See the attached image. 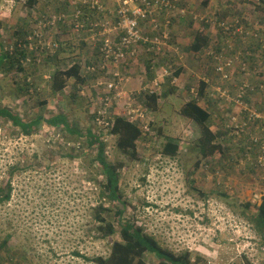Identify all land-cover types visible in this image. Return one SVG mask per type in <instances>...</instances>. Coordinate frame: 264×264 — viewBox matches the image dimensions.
Segmentation results:
<instances>
[{"label":"rangeland","instance_id":"374dc122","mask_svg":"<svg viewBox=\"0 0 264 264\" xmlns=\"http://www.w3.org/2000/svg\"><path fill=\"white\" fill-rule=\"evenodd\" d=\"M25 1L0 0V43L5 50L12 49L22 39L15 32H30L37 17L51 13L61 20L45 33L56 41L55 48L65 50L60 53L57 67L67 68L79 62L84 68L82 76H88L91 74L86 72L85 64L99 56L93 47L97 48L104 38L117 42L116 38L120 37L116 18L123 0H98L99 8L87 14L73 31L71 18L75 8L80 4L91 7L94 0H37L32 8L25 6ZM125 1L129 10L140 7L153 15L138 19L141 36L153 41L164 29L167 31L165 42L157 46L149 43V51L140 42L136 44L139 49L135 47V58L125 53L123 64H120L122 61L107 62L109 70L105 74L86 77L83 84L68 79L64 89L55 96L50 90L52 66L42 61L44 53L34 52L39 56L22 61L26 71L15 68L0 71V106L8 107L25 121L62 113L73 127L100 132V138L106 143L107 159L122 164L120 187L126 202L123 217L153 235L162 246L175 252L189 250L193 258L199 256L204 264H264V233L257 232L246 218L255 212L252 204H259L264 195V166L252 169L246 165L240 169L237 153L247 140L230 138L229 131L223 134L225 127L233 128L246 118L243 109L233 112V106L224 101L226 96L237 94L233 92V84L240 69L231 66L229 78L221 79L214 70L215 63L208 57V51L225 43L220 39V22L229 24L241 18L250 26L257 24L264 28V13L261 18L262 14L254 8L260 1L152 0L148 4L146 0ZM158 1L163 6L159 7ZM85 8L81 7L83 11ZM203 30L212 40L210 46L204 54L192 53L188 45L194 34ZM23 44L19 45L23 47ZM227 44L232 57L236 43ZM245 45L239 48L244 47L243 51L248 44ZM256 53L257 61L248 63L247 70L256 73L250 78V84L255 85L253 91L247 90L241 107L253 106L261 112L264 88H260L259 80L264 79V53L261 49ZM150 56L159 60L151 80L141 71ZM219 56L227 58L221 53ZM185 62V70L191 71L189 77L169 79L174 67ZM112 71L122 79L121 72L125 73L120 85L125 102L119 106L120 110L124 107L134 114L137 109L146 108L144 97L136 94L144 87L159 97L156 108H146L144 112L147 121L153 123L154 130L150 132L154 136L138 144L136 159L120 152L115 146V137L108 132L110 125L106 122L119 107L105 102L107 107L101 108L104 90L112 82L106 75ZM25 77L31 86L19 94L15 83L22 85ZM203 79L209 82L207 94L213 92L206 106L211 111L209 125L220 141L230 140L223 144L224 155L218 159L202 158L194 148L200 129L180 113L188 99L187 87L196 91ZM230 110L233 116H229ZM248 127L244 136L251 133L263 137L264 126H256L254 132L251 125ZM168 139L178 144L175 155L163 153V143ZM82 140L44 121L26 135L6 119H0V184L7 179L10 166L18 167L11 175L10 199L0 203V243L6 240L3 247L0 245V264H95V257L109 254L110 239L102 238L92 223L91 209L96 195L90 160L95 151L84 150ZM101 176L98 174L97 178L100 180ZM244 202H250L251 206L244 210L240 206ZM118 229L115 224L112 240L119 239Z\"/></svg>","mask_w":264,"mask_h":264},{"label":"trees","instance_id":"16d2710c","mask_svg":"<svg viewBox=\"0 0 264 264\" xmlns=\"http://www.w3.org/2000/svg\"><path fill=\"white\" fill-rule=\"evenodd\" d=\"M260 2L254 6L259 14H262L261 18L263 17L264 13V0H259ZM90 2V1H89ZM88 2V3H89ZM76 3V2H75ZM37 4V0H26L25 6L30 8L34 7ZM142 5V3H139ZM82 5V6H81ZM163 6V5H161ZM81 7H86L84 11ZM78 9V10H77ZM45 11V10H44ZM91 11H96L95 8H91L85 4H80L78 8H75L74 16L71 18V25L72 31L73 28L76 27L78 22H81L84 17L87 18V14ZM119 13V12H118ZM47 15H54L51 13H46ZM130 15V14H129ZM185 15L181 17L184 18ZM40 17V16H39ZM122 15H117L118 22L121 20ZM38 18V17H37ZM37 18L34 20V25L37 24ZM168 18V17H166ZM66 18L64 17L63 20ZM60 22H64V21ZM58 23V22H57ZM228 24L227 22H224ZM62 24V23H61ZM231 28L233 27V31L231 28L228 30H223L219 27L220 31V39L225 40V43L221 42V45H217L214 47V51H209L208 57L212 59L214 64V70L217 74L221 76V79L227 80L229 78V72L231 70V66H237L240 71L238 77L235 78L236 82L233 84V92L237 93V89L243 84H247L245 87V94L243 97L247 95V90L253 91V85L250 84V78L253 77L256 73H248V63H255L257 61L256 51L261 49L264 53V28L255 24L251 25V27L244 19L235 18L233 23H229ZM0 22V27H1ZM52 25L51 27H54ZM236 26L243 27V33L240 34L235 31ZM33 30V28H32ZM31 30V31H32ZM30 31V32H31ZM27 31H19L15 32L18 37V42L12 47V49H3L2 44L0 43V47L2 50L0 51V71L18 69L19 72L26 71L25 65L22 63L26 62L29 58L34 59L33 56H39L40 53H44L46 56L42 59L45 63L50 64L52 67V71L50 72L49 79H50V90L51 93L55 96L57 93L61 92L68 79H74L75 83L83 84L85 82L86 77L91 75L93 76H100L105 74L107 70H109L107 62H121L120 64L124 63L125 53H131L133 57H136L135 47L136 44L143 42V46H146V50L149 51V43L150 41H142L139 40L138 43L129 44L123 48L124 56L119 61H114V58L110 56L109 58H100V46L101 42H98L97 48L93 47L96 54L99 56L97 60H92L88 64L94 66L92 71L88 72V76H82L81 70L84 68L81 66L79 62H73L67 68H59L57 64L61 61L60 60V53L65 50L63 48L58 47L53 50L49 48H43V46L38 42V37L35 36L36 39L33 40V43L30 44L26 42V37L30 33ZM28 33V34H27ZM124 32L120 33V37L116 38V41L119 43L121 37L123 36ZM2 33L0 32V37ZM48 38V36H47ZM50 39V38H48ZM220 40V41H221ZM210 36L206 33V31H197L191 43L189 44L188 48L196 54H204L206 49L210 46L211 42ZM231 41L235 42V46L233 48V56L230 57L231 49L227 43ZM20 43H24L23 47L19 45ZM154 44V43H152ZM248 44L247 47L242 51V49ZM134 45V46H133ZM157 46L156 44H154ZM240 45H244L243 48H239ZM263 45V47H262ZM139 49V47H136ZM41 49V50H40ZM141 49V48H140ZM93 51V49H92ZM135 51V52H134ZM34 52L39 54H34ZM159 53V52H156ZM227 57L225 60L222 59L219 54ZM231 53V54H230ZM150 58V57H149ZM146 59L145 62V71L146 76L149 80L154 77V69L159 65V60L155 61L153 59V63L151 60ZM124 60V61H123ZM95 63H101L96 65ZM228 63V65H227ZM27 64V63H25ZM29 64V63H28ZM220 64L224 65L225 71L227 72V76L223 77L220 71H216V67ZM102 65H104L102 67ZM262 65V63H261ZM176 67V66H175ZM174 67V68H175ZM114 71L111 74L106 75L109 76L111 81H119L117 78L120 76H115ZM181 73V69L177 67L171 72L170 78L178 77ZM123 76L121 81L125 78V73L121 72ZM25 76L28 77L26 74ZM261 76V74H260ZM259 76V77H260ZM25 77L23 79V84H19L16 82L17 91L19 94L26 92L28 88L31 86L28 84V80L26 81ZM258 78V77H257ZM261 81L260 88H264V79L259 80ZM208 81L200 80L198 89L196 91H192L191 87L186 89L188 91V99L183 103L180 113L182 116L194 121L200 129V136L195 141L194 148L198 151L199 154L202 155V158H209V159H218L217 157L224 155L223 154V144L225 142H230L229 139L225 138V140H219V136L216 132L212 129L210 124L211 119V111L206 108L205 101L210 103V96L207 94V86ZM183 91V88L180 87ZM176 90V89H174ZM264 90V89H263ZM106 92L103 95L102 106L101 108H106L105 106V97L109 99V104L111 107L120 106L121 103L125 102V99H121V103H117L116 99L112 98V90H108L106 88L104 90ZM138 96L144 97V104L146 108L155 109L158 95L155 91L149 92L147 88H142L138 90L136 93ZM209 96V97H208ZM136 97V96H135ZM216 98V96H214ZM218 98V97H217ZM237 96L233 94V97L226 96L227 104L233 106V112L237 108L241 112L240 106L237 104L236 101ZM209 99V100H208ZM219 99V98H218ZM228 99V100H227ZM221 100V99H220ZM208 103V104H209ZM44 104V103H43ZM109 106V107H110ZM261 107H264V102L262 103ZM123 110L118 108V111L113 114L112 118H108L107 122L110 125L109 133L115 137V146L116 148L122 152L124 155L128 156L131 159H136L139 150L138 144L145 141H150L154 134H151V130H154L153 123L145 121L148 126V130L143 129V125L139 121H130L129 117ZM126 111V109H125ZM97 111L94 112V117H96ZM229 116H233L231 114V110L228 112ZM103 116V114L101 115ZM264 117V116H263ZM0 119H6L12 125H14L17 129H19L22 133L28 135L33 132V128L37 127L41 121H44L51 127H59L61 131L67 133L68 135H73L76 139H83L84 145L83 149H94L95 155L91 157L90 166L94 169L93 174V181H94V193H95V205L92 206V223L96 225V231L101 234V237L104 239H110L111 246L110 251L107 256H97L94 258L95 264H204L203 260L196 256L193 258L192 252L189 250H182L179 252H175L169 248H166L160 244V242L151 234H148L143 230L142 227L136 225L131 219L123 217L126 202L123 199V192L120 187V169L122 164L119 162H111L107 159V155L105 152L106 143L100 138V132H93L91 128H87L85 131L82 129H78L73 127L67 120V116L65 114L59 113L55 115H51L50 117L43 118L42 116H37L32 118L28 121L23 120V118L18 115L17 113L11 111L6 106H0ZM248 119V116L245 120ZM253 128L251 132H254L257 129L256 126L263 127L264 126V118L262 119H250L247 121V125ZM227 129L223 130V134L230 132V138L238 139L239 141L247 140V143L244 144L243 148L240 149V152L237 153L238 158L236 159V163L238 164L240 169H245L246 165L248 167L258 168L264 166V135L255 136V134L246 135L244 136L243 132L236 129L234 126L233 128L225 127ZM249 131V128L246 127ZM82 140V141H83ZM242 147V146H240ZM82 149V150H83ZM84 149V150H85ZM178 151V144L173 142L172 140L168 139L165 143H163V153L166 155H175ZM79 153L78 156L82 155ZM244 161V165H241V162ZM198 162H196L197 164ZM18 169L17 166H10L6 172V180L4 184H0V203H5L7 200L10 199L11 195V175L13 171ZM98 174H102V178L99 180L97 178ZM240 206L244 207L243 209H247L251 206L250 202H244ZM255 208V212L246 215L247 221L253 224V228L259 232L260 234L264 233V195L261 197V201L259 204H252ZM241 210L243 212L244 210ZM115 224L118 226V233L119 239L112 240L113 235L116 233ZM6 244V240L4 239L0 245L3 247ZM154 261V263H152Z\"/></svg>","mask_w":264,"mask_h":264},{"label":"built area","instance_id":"2783aa9c","mask_svg":"<svg viewBox=\"0 0 264 264\" xmlns=\"http://www.w3.org/2000/svg\"><path fill=\"white\" fill-rule=\"evenodd\" d=\"M145 1V0H144ZM157 1V0H155ZM148 2H152V0H146L145 4H148ZM159 7H161L160 3H163L162 1H158L157 2ZM127 4V1L123 0L121 5H120V10L118 11L119 14L122 15L121 20L117 23V27L121 30V32H124L123 36L121 37V41L118 42H112L107 38L102 39L101 41V46H100V52H101V57L102 58H109L110 56H112L114 58V61H119L123 56H124V52H123V48L126 47L127 45L131 44H135L138 43L139 40L142 41H149L147 38H143L141 36V34L139 33L138 30V19L144 17H151L153 16L152 14L149 13V10H144L142 11V9L140 7H134V8H127L125 5ZM142 5H144L142 3ZM92 8H99V4H98V0H94L91 5ZM146 13V14H145ZM130 14V15H129ZM61 20L60 16H56V15H41L40 17L37 18V24L34 26L33 30L27 35L26 37V42L30 44L33 43V40L36 39L35 36H37L38 42L43 46V48H49L51 50L55 49V47L57 46L56 41H54L53 39L49 40L47 38V35L45 33V30L49 27H51L52 25H55L57 23V21ZM168 23V22H167ZM219 27H221V29L223 30H228L229 28H231V25L229 24H225L224 22H220ZM157 27V26H155ZM76 28H79V25H76ZM233 31V27L231 28ZM235 31L242 34L243 33V27L242 26H236ZM120 32V33H121ZM167 37V31L162 29V31L160 32V34L154 38L153 41H150L151 43H154L156 45H160L161 43L165 42V39ZM264 40V39H263ZM264 45V43H263ZM262 45V47H263ZM134 46V45H133ZM209 52V51H208ZM228 65V63H227ZM104 65H102L103 67ZM85 69L86 71L89 70H93L94 66L91 65H86L85 64ZM216 71H220L221 73H223V77H226V71L224 68L223 64H220L216 67ZM115 76H119L118 73H114ZM119 79V81H112L107 85L108 90H112V98L117 100V103H121V99L123 98V96L125 95V93H123V91L121 90V83H120V76L117 78V80ZM122 82V81H121ZM247 87V84H243V86L239 87L237 89V104L240 106L241 109H243V111L245 112L246 117L248 116L247 120L244 121H240L235 128L240 130V132H247L248 130L245 129L246 127H248L247 125V121L250 119H262L264 118V107L262 108L261 112L257 111L256 107L250 106H244L241 107L242 105V99L244 98L243 95L245 94V87ZM261 89H263L261 87ZM110 99V98H109ZM107 98V96L105 97V102L108 103L109 100ZM104 103V104H106ZM107 107V105H105ZM105 109V108H103ZM130 109L126 110L125 113L128 115L129 120L130 121H139L142 123L143 125V129L148 130V126L145 123V121H147V118H145V110L147 111V109L145 107L137 109L136 113L132 114L131 112H129ZM100 113V112H99ZM232 119H236V117H233ZM148 122V121H147ZM108 123V122H106ZM249 128V127H248ZM244 129V130H243Z\"/></svg>","mask_w":264,"mask_h":264},{"label":"crops","instance_id":"0c3cea01","mask_svg":"<svg viewBox=\"0 0 264 264\" xmlns=\"http://www.w3.org/2000/svg\"><path fill=\"white\" fill-rule=\"evenodd\" d=\"M218 26H219V25H218ZM188 46H189V45H188ZM188 49H189V48H188ZM189 50H190V49H189ZM190 51H191V50H190ZM190 51H188L189 53H187V57L190 56ZM192 53H193V51H192ZM192 53H191V54H192ZM153 58H154V56H152V57L150 56L149 60H151V62H152V61H153ZM152 63H153V62H152ZM186 63H187V62L176 65L177 69H178V68L181 69V73L179 74L180 77L183 76L184 78H185V77L188 78L189 75H190L189 73H191V71H188V72H187V71L185 70V68L187 67V66H186ZM188 66H189V65H188ZM176 67H175V68H176ZM186 69H187V68H186ZM143 70H144V75H146L145 66H144V69H142L141 71L143 72ZM154 70H155V69H154ZM158 72H159V71H158ZM154 74H155V73H154ZM156 75H157V73H156ZM136 76H137V74H136ZM146 77H147V76H146ZM153 79H154V78H153ZM156 79H157V78H156ZM204 80H205V79H204ZM198 85H199V84H198ZM187 89H188V87H187ZM203 100H204V102H202V103H206V105H208L209 102H208V101H205V99H203ZM208 100H209V99H208Z\"/></svg>","mask_w":264,"mask_h":264}]
</instances>
